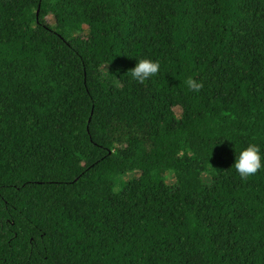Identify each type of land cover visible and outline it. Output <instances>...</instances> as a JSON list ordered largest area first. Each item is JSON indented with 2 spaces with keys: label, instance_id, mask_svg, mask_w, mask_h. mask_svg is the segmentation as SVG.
I'll return each instance as SVG.
<instances>
[{
  "label": "trees",
  "instance_id": "16d2710c",
  "mask_svg": "<svg viewBox=\"0 0 264 264\" xmlns=\"http://www.w3.org/2000/svg\"><path fill=\"white\" fill-rule=\"evenodd\" d=\"M250 144L264 0H0V264H264Z\"/></svg>",
  "mask_w": 264,
  "mask_h": 264
},
{
  "label": "clouds",
  "instance_id": "9594fccd",
  "mask_svg": "<svg viewBox=\"0 0 264 264\" xmlns=\"http://www.w3.org/2000/svg\"><path fill=\"white\" fill-rule=\"evenodd\" d=\"M159 70V62L150 59H141L135 68L131 70V77L137 82L143 83L157 75ZM187 83L188 87L196 92H199L203 87L202 83H198L192 78ZM262 161H264V152L256 144H250L240 152L234 166L242 178H247L264 169V162Z\"/></svg>",
  "mask_w": 264,
  "mask_h": 264
},
{
  "label": "rangeland",
  "instance_id": "374dc122",
  "mask_svg": "<svg viewBox=\"0 0 264 264\" xmlns=\"http://www.w3.org/2000/svg\"><path fill=\"white\" fill-rule=\"evenodd\" d=\"M48 22H49L52 26H55V25H56V21H55V18H54L53 15H50V16L48 17ZM105 71L107 72L108 69H106ZM135 176H137V174L130 173V174L126 175V176L123 178V180H126V181L131 180V179H133ZM174 181H175V178H174L171 174H168V183H169V184H173ZM120 189H121V187L119 186V187L117 188V191H119Z\"/></svg>",
  "mask_w": 264,
  "mask_h": 264
},
{
  "label": "water",
  "instance_id": "95a60500",
  "mask_svg": "<svg viewBox=\"0 0 264 264\" xmlns=\"http://www.w3.org/2000/svg\"><path fill=\"white\" fill-rule=\"evenodd\" d=\"M39 13V12H38Z\"/></svg>",
  "mask_w": 264,
  "mask_h": 264
}]
</instances>
